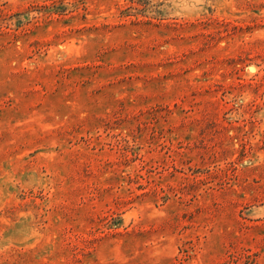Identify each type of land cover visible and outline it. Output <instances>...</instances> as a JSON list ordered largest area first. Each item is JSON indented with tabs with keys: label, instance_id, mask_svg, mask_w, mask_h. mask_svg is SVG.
<instances>
[{
	"label": "rangeland",
	"instance_id": "374dc122",
	"mask_svg": "<svg viewBox=\"0 0 264 264\" xmlns=\"http://www.w3.org/2000/svg\"><path fill=\"white\" fill-rule=\"evenodd\" d=\"M0 264H264V0H0Z\"/></svg>",
	"mask_w": 264,
	"mask_h": 264
}]
</instances>
